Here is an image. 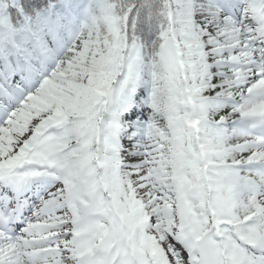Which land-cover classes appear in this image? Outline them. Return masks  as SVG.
Here are the masks:
<instances>
[{"label":"snow or ice","instance_id":"6c2138e0","mask_svg":"<svg viewBox=\"0 0 264 264\" xmlns=\"http://www.w3.org/2000/svg\"><path fill=\"white\" fill-rule=\"evenodd\" d=\"M0 264H264V0H0Z\"/></svg>","mask_w":264,"mask_h":264}]
</instances>
